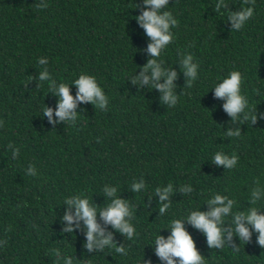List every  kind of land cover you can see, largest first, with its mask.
I'll list each match as a JSON object with an SVG mask.
<instances>
[{
    "label": "trees",
    "instance_id": "16d2710c",
    "mask_svg": "<svg viewBox=\"0 0 264 264\" xmlns=\"http://www.w3.org/2000/svg\"><path fill=\"white\" fill-rule=\"evenodd\" d=\"M43 2L47 8L37 7L41 0H0V241L7 240L0 244V264H56L53 249L62 258L72 257L73 264H144L143 259L161 264L152 246L158 234H170L171 220L206 211L207 200L216 194L235 201L233 213L246 211L255 181L264 188V120L245 122L239 138H226L234 125L223 111L224 101L214 98V87L239 71L249 108L264 112V0L254 5L226 0L229 8L220 13L215 11L218 0H169L163 10L178 26L159 59L178 74L174 107L161 103L157 89L138 88L129 80L149 59L143 51L149 40L135 20L142 0ZM249 6L253 17L242 29L231 30L229 12ZM186 54L198 65L191 88L184 86L179 65ZM40 58H47V65H40ZM44 67L57 84H70L73 96L75 79L94 76L108 97L107 110L81 103L75 125L53 127L43 111H55L58 98L48 81L38 80ZM9 144L19 149L15 159ZM216 152L237 155L235 168L212 164ZM29 165L36 176L26 174ZM141 178L146 190L131 192V184ZM169 183L176 192L161 216L155 189ZM105 185L117 187V195L133 206L136 236L128 240L115 233L126 256L114 248L87 253L82 232H61L65 199L83 194L104 208L110 203L102 196ZM183 185L193 191L180 194ZM254 206L264 212V198ZM230 221L231 216L225 218ZM185 226L205 264H264L256 233L248 244L234 237L239 251L227 245L217 250L207 247L202 233Z\"/></svg>",
    "mask_w": 264,
    "mask_h": 264
},
{
    "label": "clouds",
    "instance_id": "9594fccd",
    "mask_svg": "<svg viewBox=\"0 0 264 264\" xmlns=\"http://www.w3.org/2000/svg\"><path fill=\"white\" fill-rule=\"evenodd\" d=\"M244 4L254 5L255 0H244ZM142 5L141 12L135 16V20L149 40L147 48L143 50L148 53L149 59L139 74H134L129 80L138 88L147 85L148 89H157L161 93V103L174 107L179 99L174 91L176 88L174 81L178 74L172 68H164L163 61L159 58L162 51L173 42L174 35L171 29L178 26V21L170 12L163 10L169 5V0H142ZM37 7L47 8L48 5L41 0ZM136 7L140 6L136 5ZM228 8L226 0H218L215 4L217 13H220L221 9ZM253 15L254 7H244L239 11H230L227 21L230 22L231 30L238 31ZM193 60L191 54H186L182 56L179 64L183 69L184 86L188 88H191L198 78V65ZM38 63L42 66L47 65V58L38 59ZM38 80L48 81L51 93L58 98L55 111L50 107H46L43 111V117H47L48 123L53 127L61 122L75 125L78 119L77 106L81 103H89L101 110H107L108 97L94 76L81 74L75 79L71 84L76 88L75 96L70 94V84H57L47 67L39 73ZM242 83V74L239 71H231L214 87V98L224 101L223 111L231 118L230 121L234 125L225 131L226 138H239L241 136L239 125L245 122L255 125L258 120H264V112H258L256 107L249 108L248 99L241 94ZM53 115L56 119H53ZM2 126L3 121H0V127ZM8 147L12 149L13 159L17 158L19 149L12 144ZM238 159L235 154L229 156L224 152H216L211 163L216 167L223 166L224 169L231 170L237 165ZM26 174L36 176L37 170L29 165ZM255 183L257 187L252 189L247 199L249 206L246 207V211L239 210L233 213L235 201L227 196L216 194L207 200L206 211L194 210L186 219L171 220L167 229L170 234L167 237L158 234L152 246L161 264H205L204 257L198 251L185 223L205 236L209 249L221 250L227 245L233 251H239V244L235 243L234 237L238 238L239 242L243 241L244 244H248L252 242L253 233H256V244L264 248V212L254 206L264 198V188L259 186L258 180ZM146 187L143 178L139 182H133L130 186L133 193L145 191ZM178 191L180 194L187 195L193 191V188L191 185H183ZM102 192V196L109 198L110 203L99 209L83 194L66 198L64 201L66 207L60 216L61 232L67 234L82 232L83 248L87 253L103 252L105 249L114 248L116 253L126 256L127 249L122 243L117 246L115 233H119L128 240L136 236V229L131 222L134 218L133 206L127 199L117 195V187L105 185ZM174 192L176 190L171 183L155 189L154 196L158 197V215L167 214ZM152 197L148 198L147 206L152 203ZM229 216H231V221L226 223L225 218ZM5 231H11V227L6 228ZM0 244L6 245L7 240L0 241ZM52 252L56 257V264H60L61 259H63V264H73V258L70 256L62 258L59 249H53ZM143 261L144 264H152L150 259H143Z\"/></svg>",
    "mask_w": 264,
    "mask_h": 264
}]
</instances>
